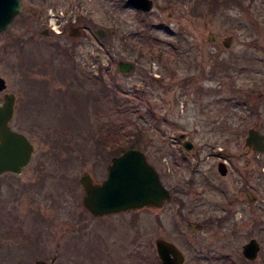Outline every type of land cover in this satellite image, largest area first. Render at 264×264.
Instances as JSON below:
<instances>
[{
	"label": "rangeland",
	"instance_id": "obj_1",
	"mask_svg": "<svg viewBox=\"0 0 264 264\" xmlns=\"http://www.w3.org/2000/svg\"><path fill=\"white\" fill-rule=\"evenodd\" d=\"M22 5L0 33L7 84L0 102L4 92H23L33 57L50 62L47 96L27 111L28 122V113L45 119L50 153L42 175L26 168L0 176V264H33L54 254L52 264H161L158 236L177 244L183 264H264V153L244 143L249 127L264 133V0L214 12L195 0H153L150 11L139 13L127 0ZM51 7L69 13L60 34L42 36ZM84 22L80 34H69ZM92 26L103 33L97 42ZM209 32L232 34V42L208 40ZM120 59L133 60L135 69L120 72ZM82 72L89 78L80 85L74 74ZM100 76L127 100V113H115L111 92L107 102L100 99ZM115 125L136 130L135 146L168 187L182 189L175 192L182 203L99 217L82 205L78 177L88 171L95 181L104 178L114 137L104 141L103 132ZM182 132L195 143L190 161L182 156ZM224 154L234 167L221 175ZM188 219L204 228H188ZM251 236L260 242L253 261L240 253Z\"/></svg>",
	"mask_w": 264,
	"mask_h": 264
},
{
	"label": "water",
	"instance_id": "obj_2",
	"mask_svg": "<svg viewBox=\"0 0 264 264\" xmlns=\"http://www.w3.org/2000/svg\"><path fill=\"white\" fill-rule=\"evenodd\" d=\"M129 4L143 11H149L153 0H128ZM22 0H0V31L11 26L14 18L22 12ZM47 31V28H45ZM101 36L103 33L100 29ZM208 40L221 41L225 46L232 42L233 35L218 37L209 32ZM136 64L131 60L120 59L118 68L121 72L133 71ZM6 80L0 76V90L6 87ZM14 94L5 92L4 101L0 103V174L5 171L19 172L31 157L32 146L27 136L11 125L14 108ZM183 146L193 149V140L184 138ZM245 144L264 153V133L255 127H249ZM218 170L225 173L223 162H219ZM83 187L82 205L95 216L140 209L143 207L159 208L171 199V192L164 185L155 166L148 161L145 152L138 147H128L122 153L112 157L107 166V176L101 182L93 180L88 171H83L78 178ZM251 193V192H250ZM256 197V196H255ZM198 222H190L193 230L198 229ZM197 226H194V225ZM158 256L163 264H182L185 256L173 242L162 237L155 238ZM260 249L259 241L251 239L243 246V253L256 258ZM54 254L49 261L37 258L33 264H52L56 259Z\"/></svg>",
	"mask_w": 264,
	"mask_h": 264
},
{
	"label": "flooded vegetation",
	"instance_id": "obj_3",
	"mask_svg": "<svg viewBox=\"0 0 264 264\" xmlns=\"http://www.w3.org/2000/svg\"><path fill=\"white\" fill-rule=\"evenodd\" d=\"M127 3H128L129 6H131L132 8H134L135 11H137L138 13L139 12H148V11H143L141 9L135 8L134 6L130 5L128 1H127ZM76 26H78V27L75 28V26H73L71 28L69 34H71V35L72 34H75L74 36L80 34L81 31H82V28L85 27V22H84V24H78ZM45 28H47V31L45 30ZM91 29H92V36L95 39V41L97 42L98 41V38L100 36L99 35V31H96L94 26H92ZM1 32H3V31H0V33ZM39 32H40L39 34L42 35V36L55 35V33L51 30V28L49 26H46V25ZM217 42H221V41H217ZM140 51H142L141 48H140ZM158 55H161V52H159ZM33 58H34V60L31 61V64H30L29 68H30L31 73H33L34 76L31 75V73H30V77H28L27 82H25L26 83V86L24 87L23 92L17 93V94H14L13 93L15 98H14L13 118H12V121H11V123H12V125H13V127L15 129H17L18 131L24 133L28 137V140H29V142H30V144L32 146V152H31L30 161L25 166H23L20 169L19 172L5 171V172L1 173L0 176L3 175V174H6V173L7 174L20 175L23 172V170H25L26 168H31L32 171L37 172L39 175H42V173H44L45 172V169H46V161L48 159V153H50V151H48V142H47V140H48V134H47V131H46V122H45V119L44 118H42L40 116L36 118V115L33 116V114L31 115L29 113H28V116H32L31 117V120L32 121L31 122H28L27 121V111H28V109L31 106H34V105L37 106V105L43 104V100H45V97L47 96V93H48L47 89L49 87V72H48L49 70L48 69L50 68V62L41 61L38 57H33ZM126 60H131V59H126ZM131 61H133V60H131ZM72 62H74V60ZM117 66H118V62H117ZM30 71H28V73ZM25 72H27V71H25ZM25 72H23V73H25ZM36 75H38V76H36ZM74 75H76V79L75 80L80 85H82L85 82V79L83 78L82 73H77V74H74ZM4 94L5 93H3L2 102L4 101ZM26 125H29V126H39L41 128V130L39 131V133H40L39 137L37 138V135L39 133L38 134L29 133V131L26 129ZM245 137H244V142H245ZM43 138L46 141L45 144H43ZM181 144H182V147H183V140L182 139H181ZM249 148H252V146H250ZM194 149H195V143H193V149H190L189 150V149H184V147L182 148V156L184 157L185 161H190V159L192 158V151ZM252 150L255 152V150L253 148H252ZM114 155H116V154L115 153H112V155L110 154L109 157L107 158V161H106V169H107L108 164L111 161V158ZM228 158H229V156H227L226 154H224L223 155V159L220 160V161H218V163H217V169H218L219 162H223L224 163L225 173H220L219 170H218V172L221 175L227 174L228 170L230 171V169H233L232 167H234L232 165V163H230L228 161ZM192 171H195V164L192 165ZM158 172H159L160 177H161V179L163 181V178H162L161 173H160L159 170H158ZM105 176H106V174H105ZM187 179H189L190 181H193L194 180V177L193 176L192 177L189 176ZM96 182H98V181H96ZM163 183H164V181H163ZM165 186L169 189V191L171 192L172 196H171V199L170 200L165 201L162 204V206L159 207V208L164 207L165 204L172 202L174 199H178L175 196V192H176L177 188H180V187H178V186L168 187L166 184H165ZM247 190L249 192H251V199L250 198L249 199H250V201H252L254 203L255 202V193L252 190H250V189H247ZM247 190H245V192ZM242 198H243V196H242ZM178 200H179L180 203H182V200L180 198ZM136 211L137 210H129V211H124V212H119V213L136 212ZM96 217H99V216H96ZM183 217H185V215H183ZM192 221L193 220H189V219L187 220V226H188V228H189V226H190V228H192L191 225H190V222H192ZM198 223H197L199 225L198 226V229H196L194 231H197V230L199 231V230H201V229L204 228V224L202 222H198ZM192 225H194V224H192ZM194 226H196V225H194ZM196 228H197V226H196ZM158 237H162V238H164L166 240H169V239H167V238H165L163 236H158ZM251 239H255V237L254 236H251L247 241H245L242 244L241 251H240L241 255L246 260H249V261L255 260V257L254 258H250V257L246 256L243 253L242 250H243V246L246 243H248ZM169 241H171V240H169ZM171 242H173V241H171ZM173 243L176 244L175 242H173ZM159 261H160V259H159ZM184 261H185V259H184Z\"/></svg>",
	"mask_w": 264,
	"mask_h": 264
},
{
	"label": "trees",
	"instance_id": "obj_4",
	"mask_svg": "<svg viewBox=\"0 0 264 264\" xmlns=\"http://www.w3.org/2000/svg\"><path fill=\"white\" fill-rule=\"evenodd\" d=\"M192 1V0H190ZM196 2L200 3V5H203L206 7V9L208 11H210V9L212 10V12H214L215 9L217 8H222L226 5H229L230 3H233L237 6L241 5L242 0H195ZM76 76V75H75ZM82 76L84 79L89 78L86 72H82ZM94 75H92L93 77ZM99 83H100V99L101 100H105L107 102V98H109L110 92H111V86H108L106 84V82L104 81V79L100 76L99 78ZM112 93V97H111V102H112V106L114 107L115 113L116 114H122V113H127V100L124 102V98L122 97V99L119 97L118 95V90L115 89V92H111ZM108 130L107 132H103L105 134V138L104 141L110 140L111 136H113L114 138L110 140V142L108 143L107 150L108 152H112V153H118L119 151L123 150L126 146H135V145H139V139L140 136L137 135L136 130L131 129L130 131H128V128H124L122 127V131L121 132L120 128L121 126H107ZM129 133V134H127ZM119 135H124L126 136V139L121 140L119 137ZM109 138V139H108ZM102 141V143L104 142ZM105 144V143H104Z\"/></svg>",
	"mask_w": 264,
	"mask_h": 264
}]
</instances>
